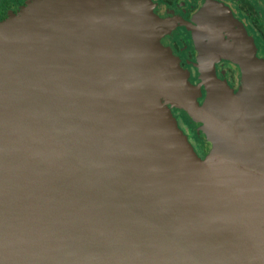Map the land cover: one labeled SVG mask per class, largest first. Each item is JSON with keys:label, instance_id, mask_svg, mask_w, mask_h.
<instances>
[{"label": "water", "instance_id": "water-1", "mask_svg": "<svg viewBox=\"0 0 264 264\" xmlns=\"http://www.w3.org/2000/svg\"><path fill=\"white\" fill-rule=\"evenodd\" d=\"M135 10L37 0L0 22V264H264L262 66L253 83L258 144L249 148L246 96L206 66L204 108L156 79V67L149 78L159 90L148 93L139 72L151 45L125 27ZM163 96L211 141L219 123L223 141L210 158L196 156ZM222 167L242 172L235 185L248 194L237 196L254 232L242 245L201 214L218 211L221 198L198 179L215 186Z\"/></svg>", "mask_w": 264, "mask_h": 264}, {"label": "flooded vegetation", "instance_id": "flooded-vegetation-1", "mask_svg": "<svg viewBox=\"0 0 264 264\" xmlns=\"http://www.w3.org/2000/svg\"><path fill=\"white\" fill-rule=\"evenodd\" d=\"M29 1L33 0H0V22ZM148 3L155 18L150 45L161 52L162 63L156 66L154 77L175 91V87L184 86L183 76L191 87L188 98L204 108L208 96L204 80L207 67L235 95L246 96L248 133L243 142L249 148L255 147L258 102L253 83L257 67L262 66L264 72V0H148ZM170 57L179 70L177 74ZM161 100L199 157L205 160L218 151L223 139L217 121L219 141L215 138L211 141L206 126L188 109L174 106L167 97ZM241 140L242 136L236 139L238 144Z\"/></svg>", "mask_w": 264, "mask_h": 264}, {"label": "rangeland", "instance_id": "rangeland-1", "mask_svg": "<svg viewBox=\"0 0 264 264\" xmlns=\"http://www.w3.org/2000/svg\"><path fill=\"white\" fill-rule=\"evenodd\" d=\"M35 1H37V0L29 1L23 7H21L17 13L10 14V16L7 19L13 17L14 15H19L23 11L24 8L28 7L29 4H31ZM99 1L104 2L105 4L112 3L113 7H115V13H121L122 15L125 13L126 6H130L132 8V10H134V8H135L136 10L134 11V13L136 14L137 17L135 18L132 16V18H135L134 23L130 22V17H128V20L125 23V25H126L125 27L127 30H130V32H133V31L138 32L137 35L139 33H142L143 35H145L147 37L148 43H151L150 42L152 40V32L151 31H153L151 26L155 23V22L154 23L152 22V21H155V18H152V16H151V6L149 5L148 0H99ZM144 16L148 17V19L142 18ZM105 20L107 23L112 22V18H110V17H105ZM128 27H132V29H129ZM144 46H146L145 41H144ZM136 48L141 49L140 47H136ZM145 52H147L148 58L146 57L147 61H144L142 63L143 71L141 72V70H140L139 79L144 86L148 87V89H147L148 93H150L152 96H155L156 90H159V89H158V87L154 86V82L152 81L153 79L150 80L149 73H150V76L152 77V71L150 68H152V70H153V69H155V67L157 65H159L156 60L158 58H160L161 52L159 50H157L155 47L153 48L152 46H150V49L148 51H145ZM170 60H171V65H172L175 73L177 74L179 70L175 66V61H174L173 57H170ZM146 62L148 63V65ZM182 80H183L182 83L184 86L175 87V91H172L171 89L170 90L172 92H174L176 95H178V97H181L182 99H188L190 101H193V100L188 98L189 95L191 94V87L187 85V80L185 78H183V76H182ZM161 102H162V100H161ZM169 102L171 103V101H169ZM162 104L166 108V106L163 102H162ZM171 104H173V103H171ZM172 118H174V117L172 116ZM174 120L177 122L179 130L187 138L189 145L191 146V148L195 152L192 143L190 142L188 137L185 135V133L180 129L178 121L175 118H174ZM234 148L237 149V145ZM236 153H237V151H236ZM195 154L200 160L204 161V159L201 158L202 156L199 157L196 152H195ZM211 155H212V153L207 158H210ZM234 155L236 158L235 162L238 163L239 160L241 159V156L237 155L235 153H234ZM232 168L236 169L237 167L235 166ZM233 169L230 170V169H227L226 167H222L221 170L219 172H217L218 175L215 179V186H214V183H211V180H209V181L207 180V178L204 174H202L198 179L199 180L198 181L199 188H201L203 186V183H204L207 191H209L210 193H211V191L215 192L214 195L216 197L219 196L221 198L220 209H222V210L219 209L220 211L219 210L217 211L216 209H218L219 207H217V205L215 206L214 204H212L211 206H207L208 209H202L204 207H201L197 203H195V206L198 209H202V211L204 213L201 212V214L210 222V225L214 229L216 228L219 231V233L226 238V240L232 241L233 243H236L238 245H242L241 235L251 236L254 232H253V230H249L246 228L247 227L246 223H249V218H248L246 213L244 214V208H243L242 200L237 205V203H238L237 196H241V198H243V197L247 196L248 194L246 192V187L242 188V190H241V189H238V187L235 185V182L239 176L238 174H242V172L239 171V173L235 174ZM226 174H228L229 177H227ZM221 182H225V184H222ZM196 190H198V189H196ZM261 198L264 199V191L261 195ZM193 199H194V197H193ZM224 199H226V200L224 201ZM226 202L228 204L229 203L231 204V206L229 207V210H230L229 212L226 210ZM213 213H218L219 215L217 217H215V215ZM225 228L229 229L228 233L225 231ZM259 238H260V240L261 239L264 240V231L262 232V235Z\"/></svg>", "mask_w": 264, "mask_h": 264}]
</instances>
